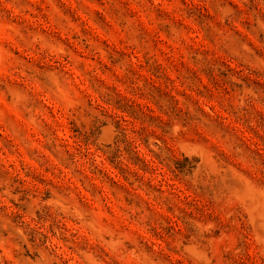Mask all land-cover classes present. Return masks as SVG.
Wrapping results in <instances>:
<instances>
[{"label":"rangeland","instance_id":"obj_1","mask_svg":"<svg viewBox=\"0 0 264 264\" xmlns=\"http://www.w3.org/2000/svg\"><path fill=\"white\" fill-rule=\"evenodd\" d=\"M0 264H264V0H0Z\"/></svg>","mask_w":264,"mask_h":264}]
</instances>
